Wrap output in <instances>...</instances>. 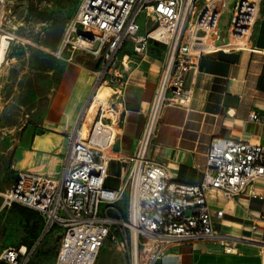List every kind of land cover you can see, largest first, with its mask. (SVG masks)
<instances>
[{
  "label": "built area",
  "instance_id": "obj_1",
  "mask_svg": "<svg viewBox=\"0 0 264 264\" xmlns=\"http://www.w3.org/2000/svg\"><path fill=\"white\" fill-rule=\"evenodd\" d=\"M262 0H78L76 10L51 52L58 61L75 56L93 64L94 80L74 126L59 178H45L18 171L0 193L2 207L21 205L42 216L43 237L56 230L59 243L54 264H94L104 242L122 238L128 264H155L169 246L194 242H221L232 253L241 242L255 244L264 259V239L227 234L217 229L206 192L215 190L226 200L240 194L258 200V212L249 215L252 231L264 230V146L239 138L210 139L206 164L199 181L173 180L167 169L148 158L150 137L162 105L187 106L194 93L188 81L196 73L202 54L255 50L250 44ZM142 18L146 29L140 33ZM15 19L8 0H0V32ZM161 31L160 36L154 35ZM150 41L163 44L165 53L146 120L134 151L124 158L112 151L117 116L131 61L120 55L126 43L145 54ZM206 44L211 48L199 47ZM108 88L105 102L90 110L101 88ZM249 119L263 122L252 112ZM111 161L121 166L116 189L104 185ZM123 205V208L121 206ZM39 238V239H40ZM39 240L30 247H1L0 264H29ZM264 264V263H263Z\"/></svg>",
  "mask_w": 264,
  "mask_h": 264
},
{
  "label": "crops",
  "instance_id": "obj_2",
  "mask_svg": "<svg viewBox=\"0 0 264 264\" xmlns=\"http://www.w3.org/2000/svg\"><path fill=\"white\" fill-rule=\"evenodd\" d=\"M250 44L254 49L264 48V0L260 4ZM211 48L204 46L205 50ZM164 53L165 46L155 41L149 42L145 54L133 52L129 43L120 52V55L128 56L132 69L127 75L121 105L114 110L117 131L112 151L124 158L134 151L144 126ZM66 63L42 119L41 131L24 137L12 151L10 169L14 175L26 171L45 178L60 176L67 147L66 136L74 126L94 80L92 69L73 61ZM188 81L194 83L191 102L187 106L162 105L150 137L148 158L164 166L173 180L193 184L201 178L212 137L239 138L264 146V55L255 50L202 54L198 71L190 73ZM99 101L97 105H100ZM252 112L263 117V122L251 121L249 115ZM89 117H92L91 110ZM112 165L117 168L118 184L112 188L116 189L120 184V168L129 163L111 161L108 171ZM108 179L107 172L104 185ZM256 189L264 193V182L258 183ZM206 197L211 211L224 212L222 218H213L217 229L231 235L264 239V230L252 231L248 221L249 215L256 214L260 208L258 200L246 194H240L235 200H226L215 190L207 191ZM39 217L38 245L43 228L42 216ZM223 246L216 241L175 244L169 246L155 264L264 263L253 243L241 242L232 253H225ZM94 264H128L127 248L122 238H108Z\"/></svg>",
  "mask_w": 264,
  "mask_h": 264
},
{
  "label": "rangeland",
  "instance_id": "obj_3",
  "mask_svg": "<svg viewBox=\"0 0 264 264\" xmlns=\"http://www.w3.org/2000/svg\"><path fill=\"white\" fill-rule=\"evenodd\" d=\"M77 1L8 0L15 19L0 32V192L5 191L14 177L10 169L14 148L24 137L41 131L42 119L67 63L55 59V65L48 63L45 70L35 67L38 66V58L45 61L44 55L51 56L65 25L74 14ZM234 1L227 0L228 7L232 8ZM38 14H45V19H37ZM139 22L141 34L152 27V23L145 27L142 18H139ZM37 52H41L44 57H38ZM73 62L93 68V64L86 58L75 56ZM104 89H100L97 94L91 116L94 115L98 100L104 103L107 98L109 89ZM106 115L114 117L111 111ZM108 174L105 186L116 187L118 181L115 165L109 168ZM1 204L0 196L1 247L17 246L21 241L30 243L33 238L27 229L31 226H37L38 235L41 233L39 219L26 223L16 208L12 205L2 208ZM58 243L57 231L43 236L29 264H54Z\"/></svg>",
  "mask_w": 264,
  "mask_h": 264
},
{
  "label": "trees",
  "instance_id": "obj_4",
  "mask_svg": "<svg viewBox=\"0 0 264 264\" xmlns=\"http://www.w3.org/2000/svg\"><path fill=\"white\" fill-rule=\"evenodd\" d=\"M77 3H78V1H77ZM76 7H77V5H76ZM75 10H76V8H75ZM36 18L39 19V20H44L45 19V14H38V16ZM37 55H38V57L43 56L41 52H37ZM44 56L46 57V60L45 61L47 63H45L44 60H41L40 58H38L39 59L38 60L39 61L38 62V66H36L35 69L45 70L46 67H47V65H48V63L50 65L52 64V66L55 65L54 64L55 63V61H54L55 58L52 56V54H51V56H47V55H44ZM43 63H45L46 65H44ZM12 207H14V208L17 209L19 215L23 218V220L26 223H29L30 221H33V219H39V220H41V217H39L40 215L37 212H35V211L29 210L28 208L23 207V206H17L16 204H12ZM27 231L29 232L30 236L33 239L28 244L25 243V242H23V241H21L19 245H25L27 247H30L36 241V239L38 237L37 226H31L30 228L27 229ZM19 245H17V246H19ZM139 263L140 264H143V253H140V255H139Z\"/></svg>",
  "mask_w": 264,
  "mask_h": 264
},
{
  "label": "bare ground",
  "instance_id": "obj_5",
  "mask_svg": "<svg viewBox=\"0 0 264 264\" xmlns=\"http://www.w3.org/2000/svg\"><path fill=\"white\" fill-rule=\"evenodd\" d=\"M160 33H161V31H156V32L154 33V35L160 36ZM2 37L5 38L6 35H3ZM2 37H1V38H2ZM7 38H8V37H7ZM204 46H207V45H206V44H200V45H199V47L202 48V49H204ZM204 50H205V49H204ZM101 89H102V88H101ZM107 89H108V88H107ZM99 91H100V90H99ZM97 94H98V93H97ZM95 99H97V95H96ZM102 103H103V102H101V104H102Z\"/></svg>",
  "mask_w": 264,
  "mask_h": 264
}]
</instances>
